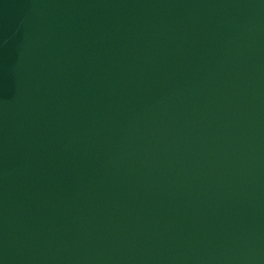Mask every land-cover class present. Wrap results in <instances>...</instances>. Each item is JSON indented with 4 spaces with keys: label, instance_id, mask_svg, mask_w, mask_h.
<instances>
[{
    "label": "water",
    "instance_id": "1",
    "mask_svg": "<svg viewBox=\"0 0 264 264\" xmlns=\"http://www.w3.org/2000/svg\"><path fill=\"white\" fill-rule=\"evenodd\" d=\"M0 264H264V0H0Z\"/></svg>",
    "mask_w": 264,
    "mask_h": 264
}]
</instances>
